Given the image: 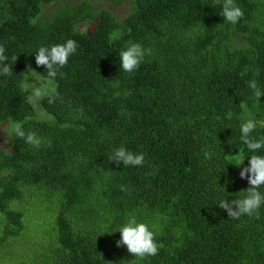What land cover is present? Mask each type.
Masks as SVG:
<instances>
[{
  "label": "trees",
  "instance_id": "trees-1",
  "mask_svg": "<svg viewBox=\"0 0 264 264\" xmlns=\"http://www.w3.org/2000/svg\"><path fill=\"white\" fill-rule=\"evenodd\" d=\"M58 1L0 0L13 71L0 75V264H264V205L260 219L218 206L249 186L239 172L254 153L241 124L255 119L252 136L264 137V95L248 87L264 88V0H235L244 12L235 25L217 0H131L121 20L90 0ZM67 39L78 47L53 81L63 100L33 107L26 69L47 78L36 51ZM130 43L151 49L134 73L120 68ZM14 121L51 147L16 137ZM120 146L144 165L109 160ZM130 215L156 233V256L117 247ZM30 228L41 248H13Z\"/></svg>",
  "mask_w": 264,
  "mask_h": 264
},
{
  "label": "clouds",
  "instance_id": "clouds-1",
  "mask_svg": "<svg viewBox=\"0 0 264 264\" xmlns=\"http://www.w3.org/2000/svg\"><path fill=\"white\" fill-rule=\"evenodd\" d=\"M221 4V13L224 20L235 25L244 16V12L235 0H217ZM78 47V43L73 39H67L64 43L54 44L50 47L41 46L36 51L35 63L43 66L47 70V81L41 82L40 86H33L31 94L27 97L28 103L33 107L41 101L47 99L49 104L54 103L58 98L63 97L53 83L59 74L63 77L64 73L59 72L67 63ZM6 49L0 45V75L10 76L12 65L6 63L8 57L5 55ZM151 55V49H145L140 43H130V45L119 53L120 68L126 73H134L144 60L145 55ZM17 55L12 56V64L16 61ZM34 71V70H33ZM35 72V71H34ZM248 87L254 92L257 101L264 95V88H261L255 79L248 82ZM27 90V89H26ZM257 127L255 119H247L240 126L241 140L252 153L248 157V165L242 167L239 176L247 179V189H242L246 194L239 199H222L218 206L226 210L230 219H239L247 215L255 219H260V209L264 205V193L259 189L264 187V155L256 154L264 149V137L254 138L253 131ZM11 133L23 139L25 143L33 148L39 149L42 145L51 147V140L39 136L35 131L25 132L22 122L14 121L11 124ZM205 160L212 159L214 153L202 149ZM109 160L114 163L123 162L124 166H143L145 157L143 153H134L126 147L120 146L114 149L113 155ZM244 159H237V166L241 165ZM122 191H129L127 186L121 185ZM120 239L116 241L117 247L126 246L127 251L134 257L143 259L149 256H156L161 244L156 241V233L152 231L144 222H138L135 215H130L119 229Z\"/></svg>",
  "mask_w": 264,
  "mask_h": 264
},
{
  "label": "rangeland",
  "instance_id": "rangeland-1",
  "mask_svg": "<svg viewBox=\"0 0 264 264\" xmlns=\"http://www.w3.org/2000/svg\"><path fill=\"white\" fill-rule=\"evenodd\" d=\"M67 0H59L57 4H63ZM77 1V0H75ZM89 2L93 3L96 6V9L99 10L100 8H106L110 10L118 20H121L124 16H126L133 8L131 0H123L121 3H110L105 0H90ZM92 27V23H88L81 28L85 29V31H89V29ZM33 67L30 65L27 67L25 72V77L30 78L31 77V83L38 87L40 86L41 82H46L48 78H43L39 76L36 72L33 71ZM24 83V81H23ZM54 83V82H53ZM55 84V83H54ZM7 123V122H5ZM8 126L2 125L0 126V143L5 144V139H7L8 136ZM35 223V222H34ZM43 241L40 239L39 235L36 234L32 228H30L25 235L14 241L12 244L13 248H16L19 245H22V248L28 247L30 250H39L41 248ZM11 246V247H12ZM7 256L5 257V262L7 261ZM18 264H23L24 260L20 257H17Z\"/></svg>",
  "mask_w": 264,
  "mask_h": 264
}]
</instances>
